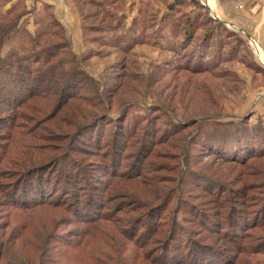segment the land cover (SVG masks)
<instances>
[{
	"label": "rangeland",
	"instance_id": "rangeland-1",
	"mask_svg": "<svg viewBox=\"0 0 264 264\" xmlns=\"http://www.w3.org/2000/svg\"><path fill=\"white\" fill-rule=\"evenodd\" d=\"M24 1L28 13L43 0ZM66 1L75 12L65 20L80 18L81 37L70 42L88 88L55 118L51 109L63 99L20 107L11 143L0 127L8 149L0 163V264H156L154 254L143 258L153 243L138 250L122 233L151 222L153 206L164 209L152 220L164 233L178 224L232 264H264V52L257 42L201 0H62L63 9ZM225 1L246 8L243 0ZM49 38L48 45L62 40ZM5 112L6 126L16 113ZM87 122L84 133L98 129L100 146L80 135ZM246 136L256 138L249 154L223 145ZM114 139L121 162L113 167ZM77 169L89 175V192L71 179ZM53 182L63 183L65 196H31ZM90 198L98 203L94 215ZM116 204L124 211H113ZM232 215L238 225L227 221ZM155 237L158 247L164 235Z\"/></svg>",
	"mask_w": 264,
	"mask_h": 264
},
{
	"label": "trees",
	"instance_id": "trees-1",
	"mask_svg": "<svg viewBox=\"0 0 264 264\" xmlns=\"http://www.w3.org/2000/svg\"><path fill=\"white\" fill-rule=\"evenodd\" d=\"M10 3V0H0V113H6L5 111H8V109L10 112L13 111L12 113H16L12 117V122V119H10L6 126L0 124L1 129L5 127L8 129L7 141L9 142V137H12L19 127L16 120L20 117V115H17V111L20 107L29 105L36 99H42L43 103L44 100L58 101V99H63L66 103L57 104V102L51 109L53 115L50 118H55L62 113V109L64 105L67 104V100L78 99L81 89L88 88L84 87V85H86L83 83L85 71L82 68L81 61L75 56L70 39L65 29L63 30V25L57 18L54 7L49 4H44L40 11L35 14L36 28L34 31H31L28 28V21L26 20L28 17L25 18L29 13H27L28 10H25V1L16 0L13 4ZM205 9L207 10L206 6ZM34 10H32V12H34ZM6 21H8V23H5ZM214 21L219 23L216 19ZM51 36L60 37L62 40L59 43L48 45L49 37ZM191 41L193 42L194 38H192ZM66 65H68V68H65ZM58 83H60V89H57ZM99 103L100 102H98V104ZM46 107L49 108L48 105H46ZM40 109L42 110L43 108ZM47 115L46 113V118H48ZM47 120H49V118ZM4 121H6V118L0 116V123ZM89 128H92V125L88 122L83 126L81 125L82 130L80 135L87 136L91 139L90 143L93 142L96 146H100L101 140L99 137H96V133L99 130L94 128L96 133L93 129H91L89 133H84L87 131L86 129ZM116 134H118V132H116ZM121 134L123 137H126L128 132ZM2 136L3 134L0 135V137ZM123 139L124 138H122L121 141L124 142L125 140ZM232 140L233 138L224 141L223 145L230 149L233 148L234 150L240 147L241 149H245L249 154L251 152V150L247 149L250 146L249 142L254 140L252 149H256V138L250 139L246 136L241 143L235 141V138L233 141ZM116 141L117 140L114 139V143L111 144L112 147H109V163H111L113 167L121 162L118 161L119 154L117 153L119 147H117L118 144ZM3 146L4 145H0V163H3L8 151L6 146L1 149ZM260 149H264V146ZM139 155H144V152L141 151ZM240 155L245 156V158H243V161H245L247 155ZM237 159V156L233 158V160ZM138 160L141 161L142 158L140 159L139 157ZM126 167L132 171L136 168L135 165H128ZM138 168L136 169L138 170ZM71 179H73L75 184L81 185L80 189L83 192H89L86 186L91 183V180L86 172L78 170L76 173L74 172V176ZM21 180L14 186L13 190H18L21 187ZM42 181L43 179L40 178L38 183L40 184ZM47 183L31 196L34 198L36 196L48 195L54 191L57 195H66L65 193L67 190L63 188V183L53 182L51 185H47ZM94 188H96V186H94ZM48 189L51 190L48 191ZM24 191L25 190L21 193ZM88 196L91 197L90 195ZM95 199H97V197ZM78 201L82 203L81 200ZM57 204L59 205V202H57ZM97 204L98 203H96V200L93 198L89 199L88 205L86 206H88L91 215H94V211H97L95 208ZM124 207L125 204H116L113 207V211L115 209L118 212L124 211ZM134 208L132 205L130 211ZM163 210L162 206H153L148 211L151 222L141 224L140 220L138 225L130 230V234H127L126 231H122L124 235H127V237L133 241V244L136 245L138 250L143 249L149 243L155 245L145 253L143 258L150 259L154 254L152 262H156V264H232L231 259L227 258L228 255L216 253V250H211L213 248L211 245L202 244L195 240V238H189L184 228L178 224L171 225L169 233L167 232V234L164 233L163 230H159L158 222H152V220L155 219L156 221V219H158L157 213ZM235 220L236 223H234ZM227 221L230 222L229 224L233 223V225H238V219L233 215L228 217ZM231 221L233 222L231 223ZM142 227H145V229L139 232ZM157 234L161 236L164 235L162 238L159 237L163 242L158 247L156 243H159L160 240L155 237ZM158 249H160V255L157 254ZM182 253H184V257Z\"/></svg>",
	"mask_w": 264,
	"mask_h": 264
},
{
	"label": "crops",
	"instance_id": "crops-1",
	"mask_svg": "<svg viewBox=\"0 0 264 264\" xmlns=\"http://www.w3.org/2000/svg\"><path fill=\"white\" fill-rule=\"evenodd\" d=\"M201 1L210 13H213L215 17L217 16L222 22L234 25L237 29H240L246 35L250 36L255 42H257L256 46L258 49H261V51L264 52V0H243L246 8L240 10H236V6L233 3H229L225 0ZM61 2L62 0H43L42 3L39 1V5L42 4V7L44 4L52 5L55 8L54 11L57 18L61 22L62 19L65 20L64 17L68 15L70 8L75 12V9L69 2H65L68 10L63 9L64 4H61ZM41 6H39L40 8H34V12L30 11L28 14H30V16L37 14L42 8ZM70 18L72 17L68 16V19L64 22L62 21V23L68 31L67 34L70 36L71 42L74 43L77 38L80 39L81 37V29L77 26V23L80 22V18L77 14L74 15L72 21ZM32 26L33 27L29 28V30L34 31L36 28L35 23H33Z\"/></svg>",
	"mask_w": 264,
	"mask_h": 264
}]
</instances>
